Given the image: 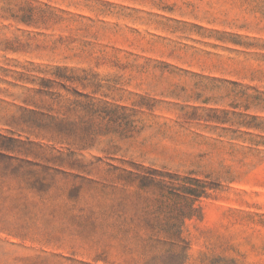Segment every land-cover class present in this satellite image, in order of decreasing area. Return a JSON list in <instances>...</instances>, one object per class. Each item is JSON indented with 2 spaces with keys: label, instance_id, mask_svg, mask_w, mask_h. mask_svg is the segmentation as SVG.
<instances>
[{
  "label": "rangeland",
  "instance_id": "1",
  "mask_svg": "<svg viewBox=\"0 0 264 264\" xmlns=\"http://www.w3.org/2000/svg\"><path fill=\"white\" fill-rule=\"evenodd\" d=\"M56 66L89 81L58 87L53 115L77 122L76 87L125 106L133 136L33 132ZM0 135V264H171L135 187L100 186L132 163L219 183L184 221L183 264H264V0H0Z\"/></svg>",
  "mask_w": 264,
  "mask_h": 264
},
{
  "label": "trees",
  "instance_id": "2",
  "mask_svg": "<svg viewBox=\"0 0 264 264\" xmlns=\"http://www.w3.org/2000/svg\"><path fill=\"white\" fill-rule=\"evenodd\" d=\"M51 75L40 77L35 90L40 100L47 97L51 99V104L31 100L35 108L27 110L33 118L26 120V123L33 132L49 135L50 138L58 140L71 137L80 149L92 146L107 135H114L120 139L133 136L135 131L133 120L119 111L124 110L125 106H113L112 113L108 111L106 103H96L92 96L76 87L71 90L73 98L69 100L70 105L66 109L76 114L77 122L66 123L53 115V104L58 105L59 109L62 107L60 103L63 95L58 87L70 91L66 84L68 82L86 87L89 79L86 75L68 73L66 67L60 66H56ZM6 139L15 140L11 137ZM107 139V142H110L113 137ZM0 155H4V152L0 151ZM132 165L133 169H121L122 172L116 175L115 180L100 182V186L114 187L115 183L123 187L134 186L139 194L137 203L141 208L140 225L148 230L145 246L163 252L162 254L167 253L171 264H183L188 246L182 236L184 221L201 218L200 201L210 197L219 183L207 175L199 177L191 172L180 174L144 168L135 163ZM140 192L145 195H141Z\"/></svg>",
  "mask_w": 264,
  "mask_h": 264
}]
</instances>
